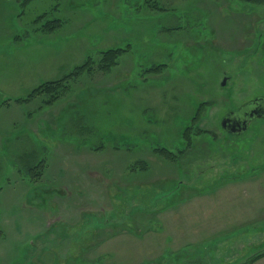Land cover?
Returning a JSON list of instances; mask_svg holds the SVG:
<instances>
[{
    "label": "rangeland",
    "instance_id": "obj_1",
    "mask_svg": "<svg viewBox=\"0 0 264 264\" xmlns=\"http://www.w3.org/2000/svg\"><path fill=\"white\" fill-rule=\"evenodd\" d=\"M50 19L60 26L41 30ZM113 47L126 50L110 71L17 102ZM255 101L264 4L0 0V264H242L264 252V117L221 125ZM193 126L206 132L181 159L155 152H180ZM137 160L149 169L131 170Z\"/></svg>",
    "mask_w": 264,
    "mask_h": 264
},
{
    "label": "trees",
    "instance_id": "obj_2",
    "mask_svg": "<svg viewBox=\"0 0 264 264\" xmlns=\"http://www.w3.org/2000/svg\"><path fill=\"white\" fill-rule=\"evenodd\" d=\"M242 2H250L252 4H259V5H263L264 4V0H239ZM26 3V2H24ZM145 3H147L150 6L156 5L157 4V0H145ZM37 21V19L35 20ZM60 26V22L58 20H54V19H50V20H46L44 22V24H41V30H45L47 32L51 31L52 29H55L57 27ZM126 50V48H118V47H113V48H109L106 50H101L98 51V57L96 58H92V57H88L86 58V60L79 64L76 65L75 69H73L70 73L64 75L63 77H61L60 79H56L53 81H48V82H44L40 85H38L37 87H35L33 90H31L32 92L26 97V98H22L17 100V102L19 101H27L29 100L31 97L38 95V94H42L43 92L49 94L51 97V100H53L57 94L56 92H58L62 86L65 84V82L68 79H73L76 78V76L83 74V73H87L90 70L94 69L95 67L98 68L99 70L102 71H110V69L112 67H115L117 65L118 59L121 56L122 52H124ZM163 67V65H156L153 68L148 69L147 71H156L157 69ZM199 108L196 110L194 116L192 117L193 121H197L199 119V115L201 113V111L203 110L201 105L198 106ZM195 133V135L199 136L201 134H203L204 132H206V130H201L199 128H197L196 126L193 127H187L183 133H182V138H183V142L184 146L181 148L183 149L181 151V149H179L180 152L177 151V153H175L174 151H170L168 150L166 147L160 146L159 148L155 149V152L164 157L166 160L168 161H174L176 162L177 160L181 159L183 157V155L185 153L184 150L190 148L192 146L193 140L191 137H193L191 134ZM180 153V154H179ZM46 164L44 159L39 160V162L34 165L32 168H28L27 171H33L32 173V179L37 180L40 179L42 177V175L44 174V170H45ZM131 170H148L149 166L147 165V163L144 160H137L136 162L132 163L130 166ZM264 256V252L262 253H258L255 257L244 261V263L242 264H250L251 262L255 261L257 258H261Z\"/></svg>",
    "mask_w": 264,
    "mask_h": 264
},
{
    "label": "flooded vegetation",
    "instance_id": "obj_3",
    "mask_svg": "<svg viewBox=\"0 0 264 264\" xmlns=\"http://www.w3.org/2000/svg\"><path fill=\"white\" fill-rule=\"evenodd\" d=\"M250 104H252L253 106L250 108H245V109H241L238 108V110L236 112H229L226 113V115L223 116L222 119L227 118V116H230L231 119V123L227 122L226 127L224 128L226 131L228 129H230V127L232 125H238V123H241V121H243V119L248 118L249 121L247 122V124L250 122V120L254 117L250 116V114L254 111L258 112H263L264 113V107L262 105H258L256 102H251ZM223 128V127H222Z\"/></svg>",
    "mask_w": 264,
    "mask_h": 264
},
{
    "label": "water",
    "instance_id": "obj_4",
    "mask_svg": "<svg viewBox=\"0 0 264 264\" xmlns=\"http://www.w3.org/2000/svg\"><path fill=\"white\" fill-rule=\"evenodd\" d=\"M222 85H224L225 84V80L223 79L222 80ZM256 102V101H255ZM255 112V111H254ZM254 112H252L251 114H250V116H252V117H254L253 116V113ZM258 115H262L263 117H264V113L263 112H259V113H257ZM230 115V114H229ZM227 116V118H224L223 120H222V122H221V125H222V127L223 128H225L226 127V125H227V122H229V123H231L230 121H231V119H230V116ZM249 121V119L248 118H246V119H243V121H241V123H238V125H232L231 127H230V129H228V130H230V131H236V132H239V131H241V130H245V129H247V122Z\"/></svg>",
    "mask_w": 264,
    "mask_h": 264
}]
</instances>
